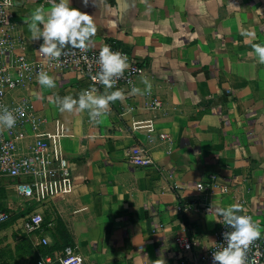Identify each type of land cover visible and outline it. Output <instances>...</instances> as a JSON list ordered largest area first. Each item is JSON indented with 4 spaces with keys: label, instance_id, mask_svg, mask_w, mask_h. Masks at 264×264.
<instances>
[{
    "label": "crops",
    "instance_id": "obj_1",
    "mask_svg": "<svg viewBox=\"0 0 264 264\" xmlns=\"http://www.w3.org/2000/svg\"><path fill=\"white\" fill-rule=\"evenodd\" d=\"M40 5L50 7L47 0H13L11 21L0 26L30 57L39 53L42 40H31L24 21ZM71 6L92 15L97 26L92 46L115 41L143 65L129 83L92 87L96 94L121 90L125 96L99 124L87 110L61 112L52 103L57 96L78 99L91 87L77 70L48 71L54 88L36 79L8 94L27 97L45 118L43 129H52L56 118L65 127L61 146L74 186L48 204L85 264H180L213 240L218 217L209 211L212 206L239 204L261 227L264 64L252 44H264V0H71ZM133 87L141 93L132 95ZM149 96L158 97L161 106L145 107ZM145 118L152 119V128L132 127L133 120ZM135 143L145 146L154 164L135 166L125 159ZM210 175L213 184L196 185L208 183ZM192 202L209 209L187 208ZM176 234L196 242L181 251ZM31 235L33 244L41 235L49 243L54 238L50 230Z\"/></svg>",
    "mask_w": 264,
    "mask_h": 264
},
{
    "label": "built area",
    "instance_id": "obj_2",
    "mask_svg": "<svg viewBox=\"0 0 264 264\" xmlns=\"http://www.w3.org/2000/svg\"><path fill=\"white\" fill-rule=\"evenodd\" d=\"M13 16V0H0V26L6 27ZM108 45L113 51L121 52L128 58L129 69L120 79L117 87L129 83L133 77L143 71V65L130 58L129 52L115 41H105L100 46H92L86 51L78 49H65L64 54L55 61H49L42 53L33 57L26 54L22 45H16L14 38L7 28L0 32V112L6 107L16 116V124L11 129L0 130V187H5L2 179L9 178L14 193L20 197L16 206L0 204V224L7 221L13 214L30 205L48 203L56 196L67 195L72 192L74 178L71 173L69 160L65 156L61 137L66 134L65 127L59 119L54 120L52 129H43L41 126L45 118L36 114L27 97L8 98V94L18 86H26L37 79L40 71H80L89 81L91 87L103 86L94 83L93 76L100 70L98 57L102 47ZM161 106V101L156 96H149L145 100V107L154 109ZM132 127H153L152 119L145 118L133 120ZM31 136L26 145L23 141ZM125 159L135 166H148L154 164V159L144 145L135 143L127 147ZM196 185L202 188L213 184L212 175ZM223 190L227 185H223ZM184 208V207H183ZM198 212L207 211L208 205L192 202L187 205ZM240 215L252 216L248 210H243ZM43 221V212L31 209L23 219V230L30 234L40 232ZM231 231L222 223H217L214 228L213 240L200 249L190 258H182L180 264H213V252L224 246L223 233ZM261 236L254 242L248 253V261H257L264 264V223L260 227ZM35 244H49L46 236L36 237ZM175 241L179 249H191L196 242L187 234H176ZM18 264H85L83 254L75 244L65 245L52 252L39 253L33 262L28 259Z\"/></svg>",
    "mask_w": 264,
    "mask_h": 264
},
{
    "label": "clouds",
    "instance_id": "obj_3",
    "mask_svg": "<svg viewBox=\"0 0 264 264\" xmlns=\"http://www.w3.org/2000/svg\"><path fill=\"white\" fill-rule=\"evenodd\" d=\"M50 7L46 10L44 5L36 7L30 15V20H25L31 33L32 41H40L38 51L50 62L58 60L65 49L88 50L93 44L97 33V26L92 15L82 12L71 6V0H47ZM88 0H84L87 4ZM253 35L252 33H248ZM252 49L260 64H264V44L254 43ZM99 72L92 77L94 83H99L105 89H112L118 79L123 77L129 69L128 58L118 51H113L110 46L101 48L98 57ZM42 87L54 88L55 80L45 71H40L37 76ZM145 91L151 93V83L145 79ZM97 89L82 91L77 98L72 96H57L52 103L61 112H84L94 123L99 124L110 109V105L117 100L125 99L121 90L105 94H96ZM141 90L133 87L131 94H139ZM16 124V116L8 108L0 112V130L11 129ZM202 190V189H201ZM209 211H214L218 217L217 222L227 226L231 231L223 233L224 246L213 252V264H249L248 253L251 246L261 236L260 224L251 216L240 215L242 206L231 204L227 207L212 206ZM160 264H165L161 261ZM251 264H258L252 261Z\"/></svg>",
    "mask_w": 264,
    "mask_h": 264
},
{
    "label": "rangeland",
    "instance_id": "obj_4",
    "mask_svg": "<svg viewBox=\"0 0 264 264\" xmlns=\"http://www.w3.org/2000/svg\"><path fill=\"white\" fill-rule=\"evenodd\" d=\"M2 180L7 186L0 187V204L16 206L20 197L14 193L9 178ZM45 206L46 204H36L32 209L43 212ZM29 211L20 215L16 213L0 225V261L11 264L32 258L33 246L30 241L32 235L27 234L22 227L23 219Z\"/></svg>",
    "mask_w": 264,
    "mask_h": 264
},
{
    "label": "trees",
    "instance_id": "obj_5",
    "mask_svg": "<svg viewBox=\"0 0 264 264\" xmlns=\"http://www.w3.org/2000/svg\"><path fill=\"white\" fill-rule=\"evenodd\" d=\"M43 204H46V206L43 209V221L41 223L40 229L43 231L50 230L53 233L54 238H53V241L49 244H33L32 239H30L31 244L33 246V250H32V258L28 259L29 262H33L35 257L39 253L52 252L55 249L63 248L65 245H68V244L72 245L73 244L71 237H70V234H69L68 230L66 229L65 224L63 223L61 217L53 209H51V207L48 203L43 202ZM32 207H34V204L26 207L25 209L20 210L17 213L19 215L25 214L27 211L32 209ZM2 224H0V225H2ZM27 234H30V233H27ZM23 261L24 260H21L17 263H11V264H18V263H21ZM0 264H10V263L7 261H0Z\"/></svg>",
    "mask_w": 264,
    "mask_h": 264
}]
</instances>
